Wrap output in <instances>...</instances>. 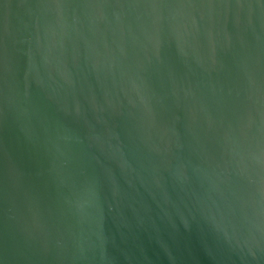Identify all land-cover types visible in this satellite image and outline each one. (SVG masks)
I'll return each instance as SVG.
<instances>
[{"label":"water","instance_id":"95a60500","mask_svg":"<svg viewBox=\"0 0 264 264\" xmlns=\"http://www.w3.org/2000/svg\"><path fill=\"white\" fill-rule=\"evenodd\" d=\"M0 264H264V0H0Z\"/></svg>","mask_w":264,"mask_h":264}]
</instances>
